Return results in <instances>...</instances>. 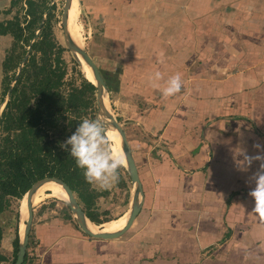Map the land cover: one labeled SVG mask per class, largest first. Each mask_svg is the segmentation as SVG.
I'll list each match as a JSON object with an SVG mask.
<instances>
[{"label": "crops", "instance_id": "crops-1", "mask_svg": "<svg viewBox=\"0 0 264 264\" xmlns=\"http://www.w3.org/2000/svg\"><path fill=\"white\" fill-rule=\"evenodd\" d=\"M131 7L139 32L125 38L134 60L120 74L131 72L140 85L121 82L114 90L122 100V90L139 86L148 101L132 117L144 137L135 141L143 147L140 165L134 156L142 207L115 239L82 233L71 212L69 223L34 222L32 209L24 264H264V220L250 211L248 195L261 161L237 167L241 149L264 156V0H136ZM156 70L162 79L152 82ZM175 73L182 91L164 97V81ZM123 177L125 187L114 190H129ZM2 239L0 262L12 242L4 250Z\"/></svg>", "mask_w": 264, "mask_h": 264}, {"label": "rangeland", "instance_id": "rangeland-1", "mask_svg": "<svg viewBox=\"0 0 264 264\" xmlns=\"http://www.w3.org/2000/svg\"><path fill=\"white\" fill-rule=\"evenodd\" d=\"M35 1L40 2V0ZM24 3L25 0H0V21L17 17L21 22V27H25L26 19H29V16L25 18L26 5ZM45 3L48 5L54 4L53 10H51L53 11L52 33L56 42L64 47L61 55L64 60L63 67L65 74L63 75L61 91L65 93V91L70 89V87H80L84 80H89L85 76V72L83 71L81 64L75 57V52L67 46V38L70 41L73 40L72 43L77 41L80 44L81 48L86 51V53L96 63L106 83V88L102 89V92L105 93L107 98V105H105L106 109L101 103L102 100L100 101L98 97V90L95 86V82L93 85L96 89L92 95L93 103L91 104V107L82 110L79 117L76 118L71 116L68 120L66 119L65 121H62V124H60L62 129L63 127L66 128L65 134L63 133L62 142L69 136L67 133L72 134V132H74L79 121L83 118H93L100 114L106 119L107 124H110L112 120H110L109 115H111L115 122H125L126 127L124 128L126 130V134L128 135L127 139L131 141L136 162L140 165L143 155V147L139 146V144H137V142L135 143V141H144V137H138L141 130L140 127L134 123L135 120L133 121V118H140L139 116L142 115L143 110L148 107V101L142 98L139 94V86L133 91V93H131L130 90H124V92L122 90V100L117 98V89L114 90V88L119 85L118 83L121 82L124 87L128 88H130L131 85H135L136 87L138 82L140 85V81L136 77L132 76L131 72L128 71L124 76H121L120 74L124 68L129 70V63L134 60V58L129 56L132 43H129L128 41L126 42L125 38L128 39L131 35L139 32V29L137 30V27L131 24L134 21L131 22L130 20L132 17H138L139 11L133 10L131 7L136 5V0H70L67 5L69 7L73 3L70 9L73 17L75 16L73 21L76 28H78L77 38L71 28L63 23L62 16L66 0H45ZM142 12L144 13L145 10H142L141 13ZM144 17L145 14L143 15V18ZM29 33L30 30L24 29L21 37L22 40L17 44H14V39L11 34L8 33L0 35V114L6 100L8 99L9 90L14 83L13 80L10 82L9 90L5 93V80H9L13 78V76L17 77L16 74L20 71L23 62L27 60L30 55V44L33 39L30 38ZM37 34L38 30L35 31V36ZM27 37L29 38V45L24 42V39ZM39 56V53H37L36 57L38 58ZM160 61L162 60H155L152 58L150 59V64H159ZM3 63H5V65H3ZM145 63L146 61L144 64ZM86 95L88 96L87 93ZM140 122L142 123V121ZM68 130L70 132H68ZM155 137L157 138V136ZM111 146L115 149L113 145ZM127 182L128 189H130L129 178H127ZM114 188H116L115 185L110 188V191L105 192L96 191L93 188H91V191L90 189L84 191L86 197L89 196L91 207L95 209L100 216L99 219H109L107 221H103L101 226L109 221L117 219L121 220L122 216L114 219L110 218L120 215L123 210L126 209H122V206H124L127 202L124 198H126V195L129 196V190L127 192H123V189L114 190ZM44 191L40 195L41 199L35 202L33 206V213L35 216L34 222L50 221L51 223H56L57 218L59 217L60 222L63 221L64 223H69L71 218L69 215L70 210L66 203L62 200L63 197L61 193L53 192L52 190ZM74 193L77 195L75 191ZM8 199V206L0 212V223L2 231H4L2 237L7 240L6 247L4 248L1 246V248L4 250L7 249L8 239L12 242L10 243V251L8 250L9 254L4 252L8 254H6V258L8 259L6 261H1L0 264H12L15 257L13 251V248L15 247L14 235L17 227L16 214L20 199L18 197H10ZM0 252H2L1 249ZM31 256L32 255H29V257Z\"/></svg>", "mask_w": 264, "mask_h": 264}, {"label": "trees", "instance_id": "trees-1", "mask_svg": "<svg viewBox=\"0 0 264 264\" xmlns=\"http://www.w3.org/2000/svg\"><path fill=\"white\" fill-rule=\"evenodd\" d=\"M24 4L25 18L29 16L25 27H21L17 17L0 21V35L11 34L14 44L22 40L24 29L30 30L29 36L33 39L30 55L23 62L18 76L9 80H5L4 76L5 93L9 90L10 82L13 80L14 83L0 114V212L8 206V198L20 199L35 180L55 176L77 193L84 203L86 215L99 224L102 221L97 212L89 210V196L84 194L90 183L84 179L82 171L76 167L67 150L60 146L66 130L60 124L71 116L79 117L82 110L91 107L96 87L86 78L88 81L84 80L80 87H70L65 93L61 91L65 74L61 55L64 47L56 42L52 33L51 10L54 4L48 5L45 0H25ZM36 30L38 34L35 36ZM28 37L24 39L27 45ZM37 53L40 55L38 58ZM123 176L128 178L121 168L116 186L125 187ZM16 217L18 221V211ZM1 237L0 223V240ZM1 244L6 247V238L2 239ZM14 246L16 256L17 228ZM26 259L25 254L22 264Z\"/></svg>", "mask_w": 264, "mask_h": 264}, {"label": "water", "instance_id": "water-1", "mask_svg": "<svg viewBox=\"0 0 264 264\" xmlns=\"http://www.w3.org/2000/svg\"><path fill=\"white\" fill-rule=\"evenodd\" d=\"M69 1L70 0H66L63 11L62 18L64 25L66 24V10L68 8L67 4ZM66 43L72 51H74L75 53H79L84 61L90 66L96 82L95 86L98 90V97L100 99L103 95L102 89L106 88V83L98 69V66L81 47H78L77 45L72 43V41H70L68 38L66 39ZM18 73L16 74V76H18ZM109 118L110 120H112V122L110 124H107L105 134L109 137L111 145H113L124 155L126 163L122 168L127 173L130 182L129 202L126 211L122 215L123 222L116 229L109 231L98 227L99 225L91 221L90 218L86 215L81 205L79 204L74 192L66 182L55 176H44L35 180L20 198L18 206L19 225L17 228V253L12 264H22L24 260L29 238L30 226L32 222L34 198L37 191L42 186L48 183L56 184L62 189L65 194V197H63L62 200L68 206L77 227L82 231V233L90 237L100 239H115L121 236L133 223L135 217L142 207L144 199L142 186L138 174L137 165L134 160V155L127 140L124 128L125 122H115L111 115H109Z\"/></svg>", "mask_w": 264, "mask_h": 264}, {"label": "clouds", "instance_id": "clouds-1", "mask_svg": "<svg viewBox=\"0 0 264 264\" xmlns=\"http://www.w3.org/2000/svg\"><path fill=\"white\" fill-rule=\"evenodd\" d=\"M162 79L159 70L150 74L149 80L158 82ZM183 81L180 73L167 77L161 93L164 97H174L182 91ZM106 119L98 114L93 118H83L79 121L74 132L61 143L73 158L75 165L82 171L84 179L101 188L111 187L119 180V170L125 165V157L111 146L109 137L105 134ZM242 160L237 161V167L246 171L253 160L261 161L258 170L252 174L250 181L253 187L248 192L252 198L251 212L260 220H264V156L253 157L243 153Z\"/></svg>", "mask_w": 264, "mask_h": 264}, {"label": "bare ground", "instance_id": "bare-ground-1", "mask_svg": "<svg viewBox=\"0 0 264 264\" xmlns=\"http://www.w3.org/2000/svg\"><path fill=\"white\" fill-rule=\"evenodd\" d=\"M74 3V2H73ZM72 3V4H73ZM71 4V5H72ZM71 5L67 8L66 10V25L69 26L72 30V32L74 33L75 37L77 38L78 37V32H77V29L76 28V25L73 21V14H72V11L70 9ZM75 15V14H74ZM73 41V40H71ZM81 41V40H79ZM75 45H77L78 47H81L80 44L75 41L73 42ZM75 57L77 58V60L79 61V63L81 64L82 68H83V71L85 72V76L92 82V83H95V79H94V76H93V73H92V70L90 68V66L84 61V59L82 58V56L79 54V53H75ZM85 77V78H86ZM103 95L102 97L100 98L102 101V104L104 106V108L106 107L105 105H107V98L105 96V93L102 92ZM106 109V108H105ZM103 116V115H102ZM116 149V148H115ZM44 190H52L53 192H60L62 197H65V194L64 192L62 191V189L56 185V184H51V183H48L44 186H42L36 193V196L34 198V203L37 202L39 199H41L40 195L42 194V192ZM45 192V191H44ZM53 194V193H52ZM24 204V202H23ZM22 204V205H23ZM123 222V216L121 218V220L117 219V220H113V221H109V222H106L103 224V226H98L100 228H103L104 230L106 231H109V230H113V229H116L121 223Z\"/></svg>", "mask_w": 264, "mask_h": 264}]
</instances>
